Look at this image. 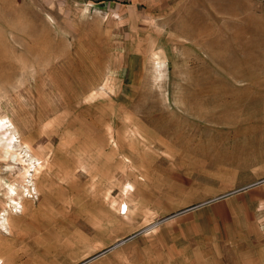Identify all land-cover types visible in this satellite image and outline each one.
<instances>
[{"label":"rangeland","instance_id":"374dc122","mask_svg":"<svg viewBox=\"0 0 264 264\" xmlns=\"http://www.w3.org/2000/svg\"><path fill=\"white\" fill-rule=\"evenodd\" d=\"M1 118L0 264H264V0H0Z\"/></svg>","mask_w":264,"mask_h":264},{"label":"bare ground","instance_id":"6f19581e","mask_svg":"<svg viewBox=\"0 0 264 264\" xmlns=\"http://www.w3.org/2000/svg\"><path fill=\"white\" fill-rule=\"evenodd\" d=\"M0 120H2V118H1ZM2 121H3V120H2ZM2 121H0V125L3 126L4 123H3ZM0 127H1V126H0ZM8 188L11 189V186L8 187ZM121 205H122V206H121ZM119 207H120V208H119V211L123 209L122 214H125V213L127 212V210H128V206L126 205V203L120 204ZM5 220H7V219H5V217H4L2 222L5 223ZM0 223H1V222H0Z\"/></svg>","mask_w":264,"mask_h":264}]
</instances>
